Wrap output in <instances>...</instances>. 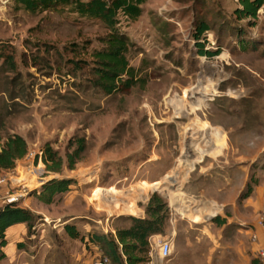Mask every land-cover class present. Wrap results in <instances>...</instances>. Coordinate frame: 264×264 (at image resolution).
Here are the masks:
<instances>
[{
	"label": "rangeland",
	"instance_id": "obj_1",
	"mask_svg": "<svg viewBox=\"0 0 264 264\" xmlns=\"http://www.w3.org/2000/svg\"><path fill=\"white\" fill-rule=\"evenodd\" d=\"M237 5L145 0L137 20L119 15L126 56L140 80L106 93L95 83L92 55L109 32L102 22L68 7L32 12L0 0V45L15 65L0 59V148L19 134L29 158L48 145L65 164L76 139L85 141L72 170L64 165L54 173L44 165L43 171L35 163L26 173L20 159L13 169H0L1 196L11 191L15 174L34 184L39 177L75 179L68 192L42 205L43 213L34 212L39 202L32 195L17 202L38 217L19 238L21 247L7 239L0 264H92L98 251L88 233L114 234L128 225L126 215L145 217L154 192L167 202L168 220L150 241H173L171 256L156 264H264L250 237L262 233L255 217L264 213V6L249 26L235 18ZM200 21L209 25L205 47H220L212 58L198 55L194 45ZM166 169L170 177L150 188ZM248 184L250 194L240 198ZM215 215L226 222L215 224Z\"/></svg>",
	"mask_w": 264,
	"mask_h": 264
},
{
	"label": "trees",
	"instance_id": "obj_2",
	"mask_svg": "<svg viewBox=\"0 0 264 264\" xmlns=\"http://www.w3.org/2000/svg\"><path fill=\"white\" fill-rule=\"evenodd\" d=\"M25 9L35 12L58 7H68L72 12L90 19H97L108 29V33L101 39L104 46L94 50L92 55L94 62L95 83L106 93H112L118 89L129 88L136 80L137 68L129 65L126 53L128 51V37L119 30L118 16L123 15L129 21H135L142 14V4L145 0H14ZM238 5L233 10L237 20H245L249 26H254L258 11L264 6V0H237ZM209 30L206 22L200 21L194 31V45L198 55L212 58L220 53V47L211 50L205 47V33ZM242 47L247 46L243 41ZM0 59L14 68L13 54L7 51L4 45H0ZM72 139L67 147L72 146ZM85 148L83 138H77L75 148L66 153L64 164L59 153L46 145L42 152V161L49 172L59 173L63 166L69 170L74 169L80 154ZM28 153V144L25 138L19 134L9 135L0 148V169L11 170L19 159ZM75 179L71 177L49 178L37 188L32 189L29 195L43 204H51L62 194L69 191ZM251 186H246V191L240 198L247 197L251 192ZM145 217L126 215L128 225L115 227L114 234L88 233L91 246L98 245L107 255L112 264H145L149 260V237L164 232L168 220V205L158 193L150 195L145 207ZM38 217L31 210L19 206L15 202L7 203L0 208V260L6 257L3 250L8 242L6 229L12 225L25 223L28 231L33 226V221ZM218 225L225 223L220 215L212 218ZM68 225L64 228L66 229ZM77 238L78 232L71 233ZM21 247L22 243H16Z\"/></svg>",
	"mask_w": 264,
	"mask_h": 264
},
{
	"label": "built area",
	"instance_id": "obj_3",
	"mask_svg": "<svg viewBox=\"0 0 264 264\" xmlns=\"http://www.w3.org/2000/svg\"><path fill=\"white\" fill-rule=\"evenodd\" d=\"M31 158H29V153H27L24 157L26 160V165L23 167L26 173L31 172L32 169L36 167L35 169H41L44 171V163L42 161V152L41 150L36 151L34 154L30 155ZM25 173V174H26ZM39 177V176H38ZM46 180V177H39L38 180H36L35 184H41ZM10 181L12 183L11 191L9 190L6 195H0V208L3 207L7 203L11 202H20L24 201L25 197L29 194L30 183L33 180H29L27 176L25 175H18L15 174L14 177L10 178ZM1 182H5L4 179L1 180ZM32 188V187H31ZM255 226L259 228L264 233V213H259L256 220H255ZM150 237H154L153 235ZM150 237L148 239L149 245H150V251H149V264H156V258L159 259V261H163L165 259H168L173 250V241L172 239H157L150 241ZM251 240L256 241L258 239V233L253 230L250 234ZM97 252V255L94 256L92 264H112L110 258L102 253V250L99 248L98 245H94L92 247ZM155 250V253H154ZM155 254V257L153 255ZM256 257L261 261L264 262V249H257Z\"/></svg>",
	"mask_w": 264,
	"mask_h": 264
},
{
	"label": "crops",
	"instance_id": "obj_4",
	"mask_svg": "<svg viewBox=\"0 0 264 264\" xmlns=\"http://www.w3.org/2000/svg\"><path fill=\"white\" fill-rule=\"evenodd\" d=\"M223 142V141H222ZM223 144H224V142H223ZM223 147V146H222ZM221 147V148H222ZM220 148V149H221ZM219 149V150H220ZM219 150H216L213 154H217V152L219 151ZM200 153V152H199ZM209 154H212V153H209ZM200 155H202V154H200ZM25 160V157L24 158H22V159H20L19 161L20 162H23ZM200 161H202V158H199V159H195V160H193V161H191L190 163H189V168H190V170L192 169V167H193V165H194V162H200ZM170 169L168 170V169H166V170H163V173H162V175L159 177V178H156V179H154V180H152L151 182H149L150 184H149V186H150V188L151 187H154V185H158V184H160V181H159V179H162V178H169L170 177ZM141 181H143V182H145L146 180H141ZM178 182V181H177ZM0 183H1V181H0ZM146 183H148V182H146ZM112 187V186H111ZM102 188V187H101ZM115 189V188H114ZM74 194V193H73ZM70 195V196H74V195ZM181 194H182V192H181ZM26 199H29V200H31L32 199V196H29V197H27ZM26 199H24V200H26ZM170 199V198H169ZM175 199V198H174ZM42 205H44L43 203H41V202H39V205L37 206V209H35L34 210V212H37V213H43L42 212V210H43V207H42ZM255 208V207H254ZM82 211V210H81ZM259 213H262V212H257V214H256V217H255V220H256V218H257V216H258V214ZM72 216H78V214H71ZM216 216V215H215ZM221 216V215H220ZM222 217V216H221ZM222 218H224V217H222ZM225 219V218H224ZM212 220V219H211ZM213 222V221H212ZM225 222H226V219H225ZM70 224H73V223H69L68 225H70ZM75 224H77L78 225V223H74L73 225H75ZM216 224V223H215ZM224 224V223H223ZM222 225V224H221ZM79 226V225H78ZM76 227V230L75 231H79L80 229H79V227ZM65 227V226H64ZM25 228H26V224L25 223H19V224H15V225H12V226H10V227H8L7 229H6V236H7V239L9 240V241H11V243H15V242H18L20 239V237L25 233ZM89 229H91V227L90 228H87L86 227V229H84L85 231H89ZM257 233H258V231L257 230H255ZM253 232V231H252ZM251 234V233H250ZM13 241V242H12ZM252 241V240H251ZM9 245V243L7 244V246ZM6 246V247H7ZM264 249V233L262 232H259L258 233V239L256 240V241H252V250H253V252H256V250L257 249Z\"/></svg>",
	"mask_w": 264,
	"mask_h": 264
},
{
	"label": "bare ground",
	"instance_id": "obj_5",
	"mask_svg": "<svg viewBox=\"0 0 264 264\" xmlns=\"http://www.w3.org/2000/svg\"><path fill=\"white\" fill-rule=\"evenodd\" d=\"M199 92H200V91H199ZM195 94H200V93H198V92H192V93L190 94V96L192 97V96H194ZM204 97H205V95L201 93L200 98L196 100V104H201L202 101L204 100ZM212 134H213V133H212ZM199 144H200V143H199ZM39 185H40V184H34V182H31V183H30V186H32L33 189L36 188V187L39 186ZM155 190H159V188H152V191H155ZM177 193H178V190H176L175 193L172 194V195H173L172 197H174V195H176Z\"/></svg>",
	"mask_w": 264,
	"mask_h": 264
}]
</instances>
